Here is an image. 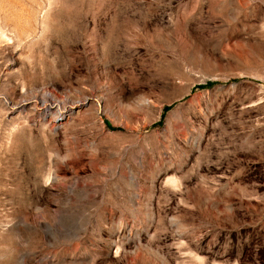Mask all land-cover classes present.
Here are the masks:
<instances>
[{"label":"rangeland","instance_id":"1","mask_svg":"<svg viewBox=\"0 0 264 264\" xmlns=\"http://www.w3.org/2000/svg\"><path fill=\"white\" fill-rule=\"evenodd\" d=\"M0 264H264V0H0Z\"/></svg>","mask_w":264,"mask_h":264},{"label":"bare ground","instance_id":"2","mask_svg":"<svg viewBox=\"0 0 264 264\" xmlns=\"http://www.w3.org/2000/svg\"><path fill=\"white\" fill-rule=\"evenodd\" d=\"M42 101V100H41Z\"/></svg>","mask_w":264,"mask_h":264}]
</instances>
